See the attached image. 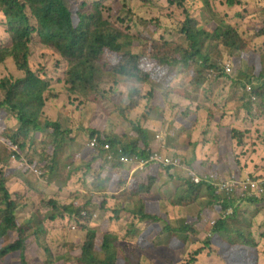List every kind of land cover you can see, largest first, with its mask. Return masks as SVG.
<instances>
[{"label":"rangeland","instance_id":"1","mask_svg":"<svg viewBox=\"0 0 264 264\" xmlns=\"http://www.w3.org/2000/svg\"><path fill=\"white\" fill-rule=\"evenodd\" d=\"M83 1L86 4L98 1L103 3L104 17L130 37L137 39L142 33L155 41L163 39L185 47L189 45L185 36L180 33L185 13L176 7L170 9L169 0H152L144 9L131 0ZM198 1L186 0L187 12L205 31L213 32L217 27L228 25L239 32V35L248 42L249 48L264 49V36L257 35L256 30L258 24H263L264 21V0H234L233 5H229L230 0H208L211 13L201 8ZM139 40L141 42L143 39ZM35 42L36 39L33 38L32 45ZM9 45L0 16V48ZM47 55L35 46L29 58L30 68L41 74L42 79L50 81L51 92L49 91L48 98L45 95L43 115L37 121L43 131L32 133L30 145L26 144L17 157H10L9 161L7 159L4 161L9 152L0 142L2 159L0 171L7 173L6 187L10 197L22 195L23 199L26 198V201H23L24 209L21 208L17 214L19 221L27 219L32 213L37 215V221L41 223V229L44 231L39 233L37 240L32 238L31 245L25 250L26 264H78L82 245L86 240L85 229L88 227L89 230L97 231L95 242L98 247L102 244L105 233L108 231L117 233L120 230L118 241L119 246L126 252L125 255L132 257L133 249L134 254H139V260L134 264H186L191 259H195L193 264H225L216 252L221 251L222 244L219 241L213 242L209 249L203 250L200 255H194L195 251L204 247L210 236L211 222L217 219L218 215L210 218V213L202 212L198 205L189 206L179 213L169 205V200L180 183L173 180V177L175 179L183 177L186 175V169L199 173L197 170L214 171L217 168L220 172L218 176L222 177L264 175V125L261 124L260 131L255 133L253 121L256 122L254 119L258 118V115L253 112L245 123L241 120L243 108L238 98L244 93L238 91L236 86L227 92L225 88L232 83L231 78H224L223 83L229 82L226 85L214 87L208 83L202 85L198 91H194V86L188 81L179 82V79L175 80L172 92L158 82L139 86L143 100L139 110L131 116L133 121H140L144 127L151 129L153 136L150 147L159 149L160 145L165 146L160 152L166 153L170 158L180 159L183 170L182 173H176L173 169L167 173L164 168L159 171V181L153 187L151 200L159 203L160 212L167 216L170 227L174 230L171 233L163 231L166 223L160 222L147 234L141 243L144 249L140 250L137 237L130 235V231L143 233L149 222H140L138 217L133 216L130 213L134 210L133 204L129 202L124 204L125 208L119 213L118 219H115L113 212L114 207L119 204L116 200L118 185L123 183V176L127 175L129 167L105 164L101 159L94 161L93 150L88 147L92 131L105 130L112 140L121 139L124 143L135 138L130 124L120 115V109L125 107L128 85L122 78L106 76L97 91L81 94L73 99L66 90L63 91L62 87L54 82L55 60L52 61ZM235 59V56L222 47L212 54L213 61L224 65L231 61L234 64ZM232 74L235 75L234 79L238 78L237 74L233 72ZM7 77L12 79L22 77L10 60H4L0 64V81ZM223 89L225 90L220 92ZM254 103L256 102L253 101ZM221 116L227 118L221 120ZM230 116L235 118H229ZM8 119L7 127H17L13 115H9ZM45 123L47 126H44ZM53 125L59 128L58 133H64V141L58 149L53 147V140L47 134L54 129ZM46 127H49L48 131L44 130ZM232 129L242 134V138L238 137L240 134L237 136L240 144L237 139L232 138ZM246 130L251 140L244 136L243 132ZM250 132L252 133L249 134ZM157 136L160 139H157ZM174 152L180 155H175ZM105 159L107 161L106 153ZM196 159L199 160L198 164L194 163ZM30 161L38 163L31 169L40 171L39 174L25 170L30 167ZM152 167L155 166L147 167L143 173L146 171V174H149ZM138 171L140 170H136L132 177ZM97 175H100L99 180ZM115 176H119L120 182L114 178ZM146 176L144 175V178ZM96 181L104 182L103 191L94 190L93 183ZM128 184L126 181L123 187H127ZM90 199L91 206L84 211L91 215L89 218L91 225L85 229H82L85 222L81 220L83 225L78 224L68 216L55 221L46 220L49 213L54 210L51 205H47L49 200L61 206L74 203L83 205ZM103 202L106 203V210L101 208ZM246 205L250 204L242 205L243 210H239L241 216L237 220L251 219L250 230L257 242L258 264H264V207L255 209L250 207L249 210H245ZM252 213L254 216L259 214L260 217L255 219ZM195 218L198 219L197 222ZM182 224L187 226L191 224L192 229L196 231V236L192 235L193 233L188 234V244L182 241L180 233L175 232ZM231 225L234 226L232 223ZM220 239L223 243L228 241L226 236H220ZM45 248L49 250L51 256L46 254ZM0 264H20L19 256L13 253L4 261H0Z\"/></svg>","mask_w":264,"mask_h":264},{"label":"trees","instance_id":"2","mask_svg":"<svg viewBox=\"0 0 264 264\" xmlns=\"http://www.w3.org/2000/svg\"><path fill=\"white\" fill-rule=\"evenodd\" d=\"M102 1L122 2L124 0ZM131 1L143 9L152 2V0ZM199 1L201 8L211 13L208 0ZM233 3L234 0L229 1V5ZM168 4L170 9L176 7L185 13L180 33L189 43L187 47L163 39L155 41L142 33L137 39L126 35L104 17V6L100 1L86 4L83 0H0V16L3 20L4 35L10 43L9 46L0 48V64L4 60H10L15 70L22 74L19 79L7 77L0 81V142L9 152L4 157V161L6 159L9 161L10 157L16 158L26 144L30 145L32 133L43 131L37 121L43 115L45 95L49 97L50 81L42 79V75L33 71L29 66V58L35 46L39 51L46 52L52 61L55 60L54 82L57 86H61L63 91L66 90L69 97L73 99L78 98V95L97 91L106 76L114 79L119 77L125 81L128 85L126 103L125 107L120 109V115L130 124L132 132L136 135L135 138L131 142L124 143L121 139L112 140L105 130H102L92 131L90 139L97 138L100 142L109 140L112 146L124 143L126 150L130 152L147 147L152 140V130L144 127L140 121H133L131 117L139 110L143 100L139 86L152 82L161 83L172 92L171 88L176 79H179V82L185 80L194 86V91H198L202 85L208 83H211L209 86L213 84L214 87L226 85L229 82L223 83L224 78H231L232 83L225 88L227 92L236 86L238 91L244 93L241 98H238L244 112L249 115L252 112L256 113L264 120V49L249 48L248 42L239 35V32L228 25L217 27L213 32L205 31L199 26L198 21L188 14L186 0H169ZM258 25L257 35L262 37L264 29L262 24ZM33 38L36 39L34 45L31 43ZM140 38L143 39L141 42ZM219 47L236 57L234 64L231 61V66L232 72L237 74L239 79H234L235 75L232 72L226 74L220 67L223 63L212 60V54ZM211 71L213 76L208 77ZM253 98L256 102L254 104ZM200 102L204 103L202 100ZM9 115L15 117L17 127H7ZM226 118V116H221V120ZM44 126L47 124L45 123ZM53 127L50 133L49 127L44 130L48 131L47 134L51 136L53 147L58 149L64 141V133H58L57 125ZM247 132L248 130L243 132L245 137ZM239 134L240 132L236 129L231 130L232 138L237 141L242 138V134ZM240 143L238 141V144ZM88 147L90 148L89 145ZM93 154L94 161L101 159L105 164L114 165L106 161L103 150L100 149L98 152L93 150ZM174 154L180 155L177 152ZM0 161H2L1 158ZM29 164L30 167L25 170L33 172L31 167L35 168L38 163L30 161ZM163 168L167 173L171 170L170 167L155 166L150 169L149 174H146V171L145 173L138 171L131 177L127 187H123L125 184L123 182L117 188L116 200L119 204L117 203L113 209L115 219H118L119 213L124 210V204L129 202L133 204L134 209L130 213L138 217L140 222H149L143 233L130 231V235L137 237L140 250L144 249L141 243L144 242L147 234L160 222L166 223L163 231L171 233L174 230L170 227L167 216L160 212L159 203L151 200L153 187L159 181L158 173ZM197 171L200 176L220 174L217 168L214 171L205 169ZM174 172L182 173V170L176 168ZM144 175L147 176L144 178ZM7 177L5 171H0V261L17 253L19 263L26 264L25 250L31 245L32 238L37 240L39 233L44 231L41 229V223L37 221V215L32 213L27 219L19 221L17 214L24 207L26 198L23 199L22 195L10 197L6 187ZM114 178H117L119 182L121 180L118 176ZM97 179H100V175H97ZM173 180L180 181L169 200V205L176 212L181 213L189 206L198 205L202 212L210 213V218L218 215L217 219L212 220L215 225L211 224L210 236L204 247L195 251V256L209 249L213 242L219 241L222 244L221 251L216 252L223 263L258 264L257 242L250 230L252 221L248 218L237 220L241 216L239 210H243L242 205L245 203L236 204L233 199H228L220 192L214 184L208 182L195 184L181 176L179 179L173 177ZM104 182H94V190L103 191ZM247 203L257 206L264 203V200L248 198ZM47 205H51L54 210L49 213L46 220L55 221L68 216L78 224L82 223L81 220L85 222V225L81 224L82 229L91 225L89 219L91 215L84 211L91 206V199L83 205L74 203L57 206L56 202L50 200ZM101 208L106 210L105 202L101 204ZM252 217L256 219L253 213ZM197 221L198 219L195 218V222ZM231 223L234 224L233 227ZM132 225L133 223L130 224ZM38 226L40 228H37ZM88 228L85 229L86 240L82 245V254L78 264H134L138 262L139 254H134V249L132 250L133 256L129 257L119 246L120 230L117 233L112 231L105 233L102 244L98 247L95 242L97 231ZM175 232L181 234L182 241L186 244L189 240L188 234H196L191 224L189 226L182 224ZM220 236H226L228 241L223 243ZM45 252L51 256L48 249L45 248ZM194 260L191 259L186 264H193Z\"/></svg>","mask_w":264,"mask_h":264},{"label":"built area","instance_id":"3","mask_svg":"<svg viewBox=\"0 0 264 264\" xmlns=\"http://www.w3.org/2000/svg\"><path fill=\"white\" fill-rule=\"evenodd\" d=\"M262 27L264 29V21ZM231 65V62H229L225 65L222 64L220 67L226 74H230L232 72ZM211 74L212 71L210 75ZM210 75L208 77L213 76V74ZM252 100L255 101V98ZM157 139H160V137L157 136ZM89 146L95 152H98L100 149L103 150L106 153L108 162L116 166L129 167L130 175L128 181H130L132 174L136 170L144 171L149 166L170 167V169L173 170L176 168L181 169L180 159L170 158L166 154L160 152V150L164 148L163 145H160L159 149H152L149 144L145 149H138L135 152H130L126 150L125 146L122 144L112 146L109 140L100 142L97 138H93L90 139ZM33 172H36L35 174L40 173V171L35 169ZM183 177L195 184H200L201 182L214 184L220 192L228 199H233L236 204L247 203L248 198L264 200V175L261 177H253L251 175L222 177L216 174L200 176L194 171L186 169V175H183ZM83 215H85V213H83ZM211 224L214 226L215 222L212 221Z\"/></svg>","mask_w":264,"mask_h":264},{"label":"crops","instance_id":"4","mask_svg":"<svg viewBox=\"0 0 264 264\" xmlns=\"http://www.w3.org/2000/svg\"><path fill=\"white\" fill-rule=\"evenodd\" d=\"M242 121L245 123L246 122V120H249V114H247L246 115V113L244 112V110H242ZM256 114V113H255ZM247 116V117H246ZM251 117V116H250ZM230 118H233V117H230ZM259 118V119H258ZM256 117L254 120L256 121V122H254L253 121V125L256 127V128H253L254 129V131H255V133H257V132H259L260 131V129H259V126L262 124V125H264V120L259 116V117ZM252 119V118H251ZM253 120V119H252ZM252 132H250L249 134H251ZM248 137V140H251V136L250 135H247ZM198 162H199V160L198 159H196V160H194V163H196V164H198ZM153 168V167H152ZM248 172V171H247ZM254 171H249V173H253ZM127 175L125 174L123 177H124V179L122 180L123 182H126V181H128L129 180V175H130V173H129V170H127ZM119 177V176H118ZM127 178V179H126ZM250 207L251 208H258V207H264V203H261V204H259V205H257V206H255V205H246V207H244V209L245 210H249L250 209ZM256 217V219H258L259 217H260V215L258 214V215H256L255 216Z\"/></svg>","mask_w":264,"mask_h":264},{"label":"clouds","instance_id":"5","mask_svg":"<svg viewBox=\"0 0 264 264\" xmlns=\"http://www.w3.org/2000/svg\"><path fill=\"white\" fill-rule=\"evenodd\" d=\"M253 101V100H252ZM123 145V144H122ZM92 149V148H91ZM116 166V165H115ZM120 166V165H119ZM129 171H130V169H129ZM129 182V181H128Z\"/></svg>","mask_w":264,"mask_h":264}]
</instances>
